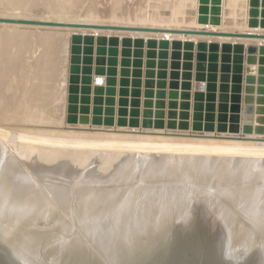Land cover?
<instances>
[{
    "label": "rangeland",
    "instance_id": "obj_1",
    "mask_svg": "<svg viewBox=\"0 0 264 264\" xmlns=\"http://www.w3.org/2000/svg\"><path fill=\"white\" fill-rule=\"evenodd\" d=\"M9 15L22 16V17L27 18V19H30V18L33 19L34 18L35 20L40 19V20L57 21V22H64V23H93V24H107V25L148 26V27H158V28L162 27V28L201 29V30L202 29H208L211 31L253 32V33H263L264 34V0H0V17H5V16L9 17ZM78 31H80V32H78ZM76 33H80L81 35H94L95 41L93 43L81 42L80 44H75L73 42V37ZM134 34L135 33H132V34H126V33H121V32L120 33L119 32L112 33V32H107V31H95V30H75V29L70 30L69 28H64V27L59 28V27L35 26L33 28V26H31V28H30V26H21V25L20 26L19 25H11V26H1L0 25V127H1L0 128V143L3 142L2 144L4 145V143H5L4 141L7 138V135H8V137H9V135H11L10 137H13L10 139L7 138L8 141L6 140L7 144L5 143V146H6L5 148H7L8 153L12 156L13 160H15L14 163L16 164L17 169L20 172L22 171V174L29 176L31 181H32V184L33 183L36 185L38 184L42 188H44V185H46L47 188H49L52 185H53V187L57 186L56 188H58V186H59V187H61V189L63 191L60 188H58L59 191H57V190L54 191L56 188L55 187H54L55 189L53 187L52 188H53V191L56 193V195L58 194V196L60 195L61 197H62V195L64 196V194L68 191L67 189H69V190L73 189L72 191H75L74 188H77V186H78V188H77L78 190L80 187L81 188L82 187L88 188V186L91 190H92V187H93V189L95 187L96 190H98V189L101 190V188H103V190H104V188L107 189V187L108 188L109 187H115V186L118 187L120 185H121L120 187H122V186L124 187V184H123L124 182H122V181L125 180V178L127 176L126 173H128L130 170H132L131 168L134 167V165H135L133 159H134L135 153L137 152V149H135V150L133 149V147L136 148V146H135L136 144H135V141L132 139L133 138L132 136L148 135L147 133L141 134L139 132L142 130L145 131L144 130L145 128L142 127V125L135 126V127L134 126L131 127L129 125L119 126L117 124V122L114 125L113 124L112 125H106L104 123V121H105V115L104 114L99 115L103 120V122L101 124L88 123L86 125V124L78 123L76 125V124H70L67 121H68V118L71 114H74L77 116H80L83 114V113H81V108L76 113H72L69 110L70 106L72 105L70 102V99H69V96H70L69 91H70V86L72 85V82H71V78L73 75L72 67H73V65H75V63L72 61L73 57H80L81 58V60L77 64L79 69H81V72L79 74L80 75V82H79L80 86L83 85V82H82V79L84 77L83 69H85L87 66H91V68H92V73H91L92 82L90 84V86L92 87V91H91V95H90L91 96V103H90L91 112L88 113L87 115H89L91 119L94 116V113H93V109L95 106L93 104V100L95 97L94 87L96 86L95 80L98 77L95 73V70L99 66L97 64V58L98 57H106V58L110 57L109 52H107L106 54H101L98 52V50L101 47H105L107 50H109L111 47L109 45V43H106V44L98 43V37L105 36V37L109 38L111 36H117L120 39H122L123 37H126V36H132V37L138 36V37H142L144 39H148L149 37H155L157 39H159V38L161 39L162 37H164V38L169 37L170 40H172V38L173 39L174 38H182V39L185 38L183 36H171L168 34H155V35L152 34V36L150 35V33L149 34L142 33L139 35L138 34L134 35ZM188 39L194 41L195 43H198L199 41H207V42L213 41V42H218L220 44H222L224 42H231L234 45H236V44L238 45V44L242 43L245 47V50H243V52H240V53H239V51L229 52V54L232 57H244L243 62H242L243 70L241 71L242 80L240 82L242 85V90H240V91L235 90L237 87L236 85L238 84V81L233 82L232 79L227 82L231 86V88L229 89L230 91L219 90L220 89L219 86H220L222 81H221V77H218V82H217L218 88L213 91L214 92L213 95H215V99L212 100V98H209V100H208V91H206L207 81L205 80L204 82H202V81L198 82L195 79L192 80V82H193L192 92L203 91L204 95L206 94L204 100L201 99V101H200L201 103H203L202 109H200L203 117L201 120H199V119L196 120V123H199L200 124L199 127L202 128L201 132L204 133L203 136H199V137H204L205 140L206 139L207 140L208 139L209 140H211V139L218 140L219 138H221V140H225V139H227L228 136H230V137L233 136V137H238V138L243 136L242 138H240V141H242L243 143L256 142V143H260L262 145V147L264 148V130L262 133L255 132L256 125H260V127L262 126V128L264 129V120L262 123H259V122L256 123V117L258 115H260L257 112L258 111V108H257L258 107V100H257L258 94L257 93L254 94L256 96L255 97L256 101L253 103L254 111L252 113L253 117H254V121H253L254 131L244 134L243 130L241 129L243 126L242 121H240V127H241L240 130H238V131L231 130V119L234 117L235 114L236 115L242 114L241 112L238 113L237 111L231 109L232 103L235 102V99H236L235 96L238 94L240 95V97L242 98V101H240V104H242V106H243L245 104V102H244L245 97L248 94V93H246V90H245L246 89L245 86L247 85V83H246V74H247L246 73L247 72V70H246L247 69L246 58L248 57L247 46L250 44H256L258 46L264 45V40L228 39V38H223L220 40L219 38L213 39L211 37H204V36H189ZM75 45H77V46L80 45V48H81L80 52H74V46ZM86 47H91L92 52L86 53L85 52ZM118 48H119V55H118L119 63L117 66V68H118V76H117L118 77V85H117V88L119 91V88H120L119 79L121 77L120 72L122 69L121 60L123 57L122 56L123 46L121 44V40H120V45L118 46ZM143 49H144V56H143L144 57L143 58L144 59V65L142 67L143 76L141 78L143 81V85L140 87V89L142 90V95L140 96L142 103H143V100L145 99L144 91L146 88L144 85V81L146 79V77H145V71L147 70L146 53L148 51V47L144 46ZM156 50L159 51V49H156ZM171 51L172 50L170 49V56L169 57H171ZM194 53H195L194 57H196L198 51L195 49ZM205 53H206L207 57L211 56L213 53L217 57H223V55L226 54L227 51H224L223 47L220 46L218 48V50H214V51L206 50ZM256 56L259 57L260 54L257 53ZM84 57H92V59H93L92 63H86L84 61ZM131 59H134V56H132ZM168 61L171 62L170 58L168 59ZM105 67L107 68L108 65H105ZM130 69L133 70L134 69L133 66H130ZM170 70L171 69L168 68V71H170ZM195 72H196V70L194 69L193 70L194 75H195ZM221 72L222 71H220V74H221ZM233 72H235L237 74L236 71H233ZM106 77L107 76L103 77L105 87H107V85L105 84ZM233 85H235V86L233 87ZM224 93H226V94L228 93V95H227L229 97L228 100H220L222 94H224ZM78 95L80 97V100L75 105L82 107V105H83V103L81 102L82 93L79 92ZM210 96H212V95H210ZM104 97H105V95H104ZM232 97H233V99H232ZM119 98H120V96L117 94L116 95L117 101ZM129 98H132V97L130 96ZM193 101H195V99L192 98V102ZM221 103L228 104L229 108L227 110H220L219 105ZM209 104L212 105L211 110L208 107ZM214 106H215V108H214ZM104 107H105V105H104ZM116 108L118 109L119 106L116 105ZM141 109L142 110L144 109L143 106L141 107ZM221 114H222V117L224 116V118L226 117V119H222V121H221V119H220ZM207 115L212 116L213 121H211L209 118H206ZM115 118L117 121L118 116H116ZM142 119H143V117L141 115L140 116V122L141 123H142ZM209 122L214 123V129L211 131L206 130V124ZM222 122L227 124L226 130H224V129L219 130L218 129L219 123H222ZM2 130H3V133H2ZM151 130L158 131V132H152L151 134H150V132H148L150 136L153 135L156 138L154 141V137L152 136L153 137L152 141H154L152 143L153 147L156 146V148H157V146H159L161 144L163 147L162 148L159 147L160 149H158V148L156 149V148L152 147V151L149 152V155L147 157L152 158L151 160L155 159V161L162 159V161H164L166 163L167 157L163 156V155L165 153L167 154L169 152L168 151L169 147L167 148L166 151L162 152L163 154H161V152H160V153H158L160 155H158V154H155V152H157V151L159 152V150H161V149H162L161 151H163V149L168 146L167 145L168 141L166 142V138L171 137V135H176V132L181 133V130H176V132H174L175 130H167V129H163V130L151 129ZM197 131H199V130L193 131L194 134L200 133V131L199 132H197ZM183 132L184 131H182V134H183ZM187 132L185 131L184 134H187ZM5 133H6V135H5ZM154 133H157V134H154ZM34 134H35V138H33ZM130 134H131L132 138L128 137V135L130 136ZM167 134H169V135H167ZM189 134H190V132H189ZM2 135L5 137H3ZM30 135L32 137V138L29 137V138H31L30 140H29V138L26 137V139H28V141H26V139L23 138L24 136H30ZM75 135H79V136L81 135V137L75 136ZM122 135H123L124 139H122ZM125 135L127 137H125ZM19 136L21 137V140L25 139V140H23L24 144L19 139ZM38 136H40L43 140L39 139L40 137L38 138ZM46 136H48L47 137L49 139L48 142H47ZM90 136H92V137L94 136V137L92 138ZM157 136L159 137V139H157L158 138ZM225 136H227V137H225ZM14 137L17 139H15ZM52 137H53V139H52ZM59 137L62 140H64V138L65 139L67 138L66 143H63L64 141L62 142V140H60ZM104 137H108V139H107L108 141H106V138L104 140V142L106 141V143H104L103 141L101 142V140L100 141H98L96 139L94 140V138L103 140ZM3 138H5V139H3ZM58 138H59V140H58ZM11 139H13V140H11ZM18 139L21 142H19ZM33 139L35 141H36V139L37 140L39 139V140L36 141L37 142L36 143ZM109 139L110 140L112 139L113 142L112 141L109 142ZM131 139H132V141H134V144H135V145L133 144L132 149L130 147L131 143H130V145L127 144L130 142L129 140H131ZM68 140H70V143L72 145L70 143H68ZM72 140H74L75 142L79 141L78 144L79 143L82 144L81 145L82 148H80V147L77 148V146H79L80 144L76 145L77 143L75 144V142H73ZM88 140H91V141H88ZM158 140H160V142ZM221 140L217 141L218 146L217 145L214 146V144H216L215 142L212 143V145H210V146L208 145V146L211 149L212 148L217 149V147L219 148V146L221 145L219 143V141H221ZM10 141L12 143H10ZM24 141H26V143ZM42 141H43V143H41ZM57 141H60V142H58L57 144H54ZM156 141H158L157 142L158 145H154V144H156ZM8 142L10 143V145L15 143V142L16 143L13 144L11 147ZM83 142H84V144H83ZM18 143H21L20 146ZM39 143H41L42 146L45 143H48V145L49 144L50 145H49V148L46 145H45L46 147H42ZM52 143H53V150L55 148V151L52 150L51 155L49 156L47 151H49V154H50L51 150H47V149L52 148L51 147ZM61 143L65 144L64 148H63V145ZM73 143L76 145V147L73 145ZM85 143H88L90 145L86 146ZM121 143H123V144H121ZM16 144H17V146H19V148L16 146ZM22 144L24 147L26 146L25 151H23L24 150L23 146L21 149ZM27 144L29 146H27ZM58 144L59 145L61 144L62 145L61 149L63 148L64 150H66L65 147L67 148L68 145H69L68 148L72 149V151H73V147H74V149L77 150L76 152L73 151L74 154L77 152H78V154L81 153V149L84 148L83 147L84 145L87 148L88 147L93 148V149L96 148V151L95 150L93 151L92 149H89V148L88 149L85 148L84 151L88 150L91 152V153H89L87 151L89 153V154H86V156L89 155L88 159H87V157L85 156V153H87V152H84L82 150L83 151L82 152L83 153V156H82V162L83 163L82 162L79 163V161H81V158L76 159V158H78V156L74 157V155H73L74 160H73V158L72 159L69 158V157H71V154H72L71 153L72 151L70 152V150L67 151L68 152L67 155L65 153H63V149L60 151V154H58L59 151L57 149L60 148V146ZM126 144L130 148H127ZM163 144H165L166 147H164ZM207 144H210V143H207ZM120 145H124V146L121 147ZM55 146L58 148L56 149ZM34 147L37 148V150H36L37 152L33 151L34 149H36ZM203 147L202 148L200 147L198 149L199 151L201 150L200 152H202V154H201L202 159L199 160L200 157H198V156H196L198 159H196V157H194L193 159H195L197 161V164L202 162V163H200L202 165L205 162V159L208 158V160L210 162L206 161V163L203 164L204 166L200 165V167H201L200 170H210L211 169L210 167H212L211 164H212L213 160H214V162H216L215 159L218 156H216V157L214 156L212 158H215V159H211L210 157L213 155H210V154H209L210 156L207 155L208 154L207 151L210 152L211 149L209 147H207V145H206V149H204L205 147L204 148ZM13 148L18 149V150L15 149L18 152H16ZM207 148H209L210 150H208ZM111 149L115 150V152L114 151L113 152L117 155L121 154L120 153V151H121L123 154V157H125V158H123L122 155H121V157H119L120 156L119 155L118 157L120 159H118L116 157L117 155H115L114 153L111 154L112 153ZM155 149H156V151H155ZM202 149H204V151ZM45 150H47V151H45ZM116 150L119 153H116ZM198 150L195 149L196 152ZM109 151L111 153H109ZM217 151L215 150L214 153H216ZM13 152H16V153H13ZM22 152H25L26 154H24ZM29 152H33L34 156H36V155L41 156L42 155L41 153H43V155H44L43 157H45V155L51 157L52 155H54L53 152L54 153L58 152L54 156H56V155L60 156V155L64 154L67 157L62 155L63 157H65V159L63 157H57V156L54 159H57V158L62 159L63 158L62 161L67 162V163H68V160H70V159L73 163L75 162V160H77V162H75V163H77L79 165L74 163V166H73V163H72L71 164L72 167H70V163H71L70 161H69L70 163H68V164L65 163V165H66L65 166V165L60 164L61 160L59 161V159H57V162H55V160H52V162L55 164V165L53 164V166L49 165V167H52L51 168L53 170V172H52L51 170L49 171L50 168L46 167V166H48L47 164H49L51 162V159H53V156L51 159L49 157H48L49 158L48 159L47 157H45V158L41 157L40 158V157L36 156L34 158L39 159V162L37 161L38 159L36 160L38 162V165L41 164L40 162H42V159H44L42 163H44V161L46 162V160H45L46 158L48 161V162H46L47 164H45V163L41 164V166H39V167L37 166L38 169H36L37 168L35 166V165H37L36 161L33 159H30L31 157L33 158V155H32V153H29ZM69 152L71 153L70 156H69ZM124 152H126L125 153L126 155L124 154ZM152 152H154V153L152 154ZM193 152L194 151H191V153H192L191 155L194 156V154L196 152H194V154H193ZM200 152L199 153L197 152L196 155H198V154L200 155ZM203 152H206V155H204L205 153H203ZM38 153H40V154H38ZM107 153H109V154H107ZM127 153L128 154L130 153L131 155H128ZM27 154H28V156H27ZM78 154H76V155H78ZM110 155L112 156V158H114V156L116 158L112 159ZM132 155H133V157H132ZM79 156L81 157V155H79ZM207 156H209V157H207ZM83 157L85 160L87 159L85 162L83 160ZM67 158H69V159L67 160ZM20 159H22V160H20ZM31 160H33L32 163H31ZM195 160L193 161L194 163H195ZM211 160H212V162H211ZM23 161H25L26 163ZM148 161H149V159H148ZM121 162H123V163H121ZM214 162H213V164H214ZM27 163H31L30 164L31 166H33L32 164L35 163L34 166L36 168H34V166L32 168H31V166H29L30 169L28 170L27 165H29V164H27ZM56 163H58L60 165L57 166L58 164H56ZM165 163H164V165H165ZM130 164H132V165H130ZM162 164H163V162H162ZM206 164H208L207 167H205ZM76 165H77V167H76ZM25 166H27V168ZM60 166H63V168H60ZM64 166H65V168H64ZM67 166H69L72 169H70ZM73 167H75L76 169L75 168L73 169ZM114 167H115V169L113 170ZM33 168H34V171H33ZM97 168H99V169H97ZM103 168L105 169V171ZM111 168H112V170H111ZM158 168L159 169L162 168V165L161 164L158 165ZM41 169H43V170H41ZM46 169H48V171ZM65 169H66V171H65ZM69 169H70V171H68ZM159 169H157V170L159 171ZM109 170H110V172H109ZM56 171H57V173H56ZM80 171H84V172H80ZM106 171H107V173H106ZM49 172H51V173H49ZM54 172L56 174H54ZM76 172H77V174H76ZM104 172L106 173V175ZM112 172H114V173H112ZM38 174H41V175L38 176ZM53 175H54V177H53ZM98 175H99L100 179L96 178ZM181 175H182L181 176L182 180H185L186 175H183V174H181ZM46 176H47V178H46ZM76 176H78V178L75 181ZM65 177H67V178H65ZM106 177H107V179H106ZM48 178H50V179H48ZM161 178H163V177H161ZM153 179H154V181H153ZM156 180L160 181V178H158L156 176V178H152L151 181L155 182ZM73 181H74V184H73ZM164 181H166V179H164ZM164 181L162 179V183ZM63 182H65V183H63ZM75 182H77L79 184H77V186H75L76 185ZM85 182H92L93 184L94 183L95 184L92 186V183L86 184ZM167 182L168 181H166V183ZM187 182H192V181H191V179H189ZM84 183H85V185H84ZM63 184H65V186L67 188L66 187L63 188V186H62ZM80 184H82V185L79 187ZM69 185H71V188L70 187L68 188ZM97 185H99V187ZM100 185H101V187H100ZM96 186L98 188H96ZM102 186H105V187H102ZM77 189H76V191H77ZM81 190H83V189H81ZM81 190H79V191H81ZM84 190L81 191L82 194H83ZM87 190L88 189H86L85 191H87ZM89 190H88L89 193L94 192V190H93V192L91 190H90L91 191L90 192ZM60 191L65 192V193L61 194ZM84 193L85 194H83V196L84 195L86 196L87 193L86 192H84ZM70 194H71V191H70ZM73 194H71L70 197L75 198L77 194H74V196H72ZM143 194H141L139 196L138 201H141L143 198L145 199L146 195L144 196ZM56 195L54 194V200H55V198L58 199L57 198L58 196L56 197ZM78 195H77L78 196L77 200H79L81 197L80 194H78ZM74 200H76V198ZM27 217L28 216H26L25 219ZM29 218L34 220L32 223L35 227H37V229H39L38 227H40V228L51 227V228L47 229L46 231L44 230V233L41 232V234L42 235L55 236V238H56L55 240L58 239L59 242H63L64 241L63 239L67 240L69 237L71 238V236L75 235V234H72V231L70 233V231L67 227H65V226L63 227V226L58 225L57 219H52V220L46 219V218L43 219L42 217L32 218L29 216L25 221H27ZM69 222L71 223V226H73L74 229H76L78 232H80L81 235L83 236L84 239L82 238L83 239L82 240L81 238H79V239H81L79 241L86 242V240H87L86 234L88 236H90L91 238H97L98 237L97 235H93V236L89 235L90 234L89 230H86V231L84 230L85 234L83 232H81L79 226L76 225V223H78V222H76L75 220H69ZM26 227H27V224H26ZM87 228L88 227H86L84 229H87ZM203 235L205 236V238H210V236H211V234H209L208 232L203 233ZM86 243L91 244V242H86ZM243 249H244V247H241L240 249H238L237 254L240 253L239 255H241L242 254L241 252L244 251ZM233 252H235V251H233ZM239 255H237V256H239Z\"/></svg>",
    "mask_w": 264,
    "mask_h": 264
},
{
    "label": "water",
    "instance_id": "obj_2",
    "mask_svg": "<svg viewBox=\"0 0 264 264\" xmlns=\"http://www.w3.org/2000/svg\"><path fill=\"white\" fill-rule=\"evenodd\" d=\"M0 24L21 25V26H41V27H64L75 30H95V31H107L112 33H126V34H169L171 36H183L182 38L162 37L157 39L155 37H149L144 39L142 37L126 36L120 39L117 36L98 37V43H109L111 46L109 50L105 47L99 48L98 52L106 54L109 52L110 57H98L97 64L99 65L95 70L98 76L95 80L96 86L94 87L95 97L93 100L94 116L90 118L88 113L91 112V91L90 86L92 79L91 66H87L83 69L84 77L82 79L83 85H79L81 69L77 66L81 60L80 57H73L72 61L75 63L72 67V85L70 86V112L76 113L81 108L80 116L71 114L68 118L70 124H101L103 122L99 115H105L104 123L106 125H114L116 122L119 126H139L142 125L145 131H139L140 133L158 132L151 129H167V130H181L190 132L189 136H203L201 132L202 128L199 127V123L196 120H201L203 115L200 111L202 109L201 99L204 100L205 95L203 91L192 92V80L204 82L207 81L208 100L215 99L213 91L218 88V77H221L220 89L221 91H230L231 86L227 83L229 80L233 82L238 81L236 85L237 91L242 90L241 71L243 70L242 62L244 57H232L229 52L245 50L244 45L231 42H224L222 44L218 42L199 41L195 43L189 40V36H204L213 38H228V39H247V40H264L263 33L253 32H227V31H211L208 29H178V28H162V27H148V26H126V25H107V24H93V23H64L57 21L47 20H35L26 18H8L0 17ZM80 32V31H78ZM121 44L122 49V69L119 79V91L118 85V63H119V48ZM95 41L94 35H81L76 33L73 37L75 44L81 42L93 43ZM148 47L146 53V66L145 71V99L143 103L140 99L142 90L140 87L143 85L142 67L144 65V49ZM222 46L224 51H227L223 57H217L214 53L207 57L206 50H218ZM156 49H159L157 51ZM170 49L171 57L170 56ZM195 49L198 51L196 57ZM248 57L247 61V74L245 90L247 96L245 97V104L242 106L240 101L242 98L240 95H236L235 102L232 103L231 109L241 112L242 114H235L231 119V130H240V121H242V130L245 133L254 131V117L253 103L256 101L255 93L258 94V115L256 117V123H262L264 118V45L250 44L247 46ZM80 45L74 46V52H80ZM86 53L92 52L91 47L85 48ZM260 56L257 57L256 54ZM238 55V54H237ZM134 56V59H131ZM158 58V59H157ZM170 58L171 62L168 61ZM92 57H84L86 63H92ZM220 62V63H219ZM105 65H108L106 68ZM133 66V70L130 69ZM168 68L171 70L168 71ZM196 70L195 75L193 70ZM220 71L221 74H220ZM233 71H236L237 74ZM104 76L105 79L104 86ZM132 77V78H131ZM235 85H233L234 87ZM82 93L81 102L82 107H79L77 102L80 100L78 93ZM120 98L116 99V95ZM225 94V95H224ZM222 94L220 100H228V93ZM105 95V97H104ZM212 95V96H210ZM132 98H129V97ZM192 98L195 101L192 102ZM233 99V97H232ZM105 105V107H104ZM116 105L119 108H116ZM143 106V110L141 107ZM211 110L212 105L208 106ZM215 108V106H214ZM228 104L221 103L219 105L220 110H227ZM155 109V110H154ZM142 115V123L140 122V116ZM116 116H118L116 121ZM213 121L212 116L207 115ZM220 119H226L222 114ZM242 119V120H241ZM195 120V121H194ZM194 121V122H193ZM198 124V125H197ZM195 125V126H194ZM197 126V127H196ZM227 124L219 123V130H226ZM214 123L209 122L206 124V130H213ZM149 130V131H148ZM199 130L200 133L194 134L193 131ZM262 126L256 125L255 132L262 133ZM197 131V132H199ZM157 134V133H154ZM179 134V133H176ZM169 135V134H167ZM243 136L239 137L242 138ZM154 196V195H153ZM202 196V195H200ZM199 197V196H197ZM194 200H200L199 198ZM190 214L183 217H176L171 220V225L167 232L163 234L161 240L160 234L156 235L157 238L153 241L156 246L153 248L155 252L143 253L137 255L131 264H264V249L262 248V241H257L256 244H252L250 250L242 251L241 255L236 256L233 253V246L231 244L230 236L228 235V227L231 222L224 220L209 209H201L200 202H192L188 205ZM175 212V211H174ZM34 220L29 218L25 221L29 230H38L44 233V230L51 227L37 229L33 225ZM79 227L81 225L76 223ZM87 227V226H86ZM74 228V227H73ZM20 229V227H19ZM43 229V230H42ZM89 229V228H88ZM88 229H84L85 231ZM18 230V225H13L10 228H0V264H82L85 258V252H89L92 257L91 264H119L116 258L117 253H109L101 250L96 244V239L91 238L86 234V242H91L87 246L82 245L84 248L81 251H76L74 242H78L83 238L80 232L76 229L72 233H77L72 238H68L63 242H59L58 239L49 245L45 241V237L41 234L39 238L45 243L37 250L38 239L28 237L25 243L18 244L14 240V234ZM81 232L85 234L83 229ZM208 232L211 234L210 238H205L203 233ZM75 237V238H74ZM159 237V238H158ZM81 238V239H79ZM84 239V238H83ZM82 239V240H83ZM74 240V241H72ZM73 242V244H71ZM127 242V241H125ZM151 242L148 241V244ZM258 243V244H257ZM146 244V243H145ZM31 245V246H29ZM19 246L29 247L36 251L35 255L31 254L28 250H19ZM48 249H43V247ZM36 247V248H35ZM142 251L144 245L141 246ZM153 251V250H151ZM150 251V252H151ZM61 254V255H59ZM149 255V257H146ZM85 264V263H83ZM122 264V262H121ZM126 264V263H124Z\"/></svg>",
    "mask_w": 264,
    "mask_h": 264
},
{
    "label": "bare ground",
    "instance_id": "obj_3",
    "mask_svg": "<svg viewBox=\"0 0 264 264\" xmlns=\"http://www.w3.org/2000/svg\"><path fill=\"white\" fill-rule=\"evenodd\" d=\"M9 17L10 18H21L22 16L9 15ZM22 18H24V17H22ZM30 19H32V18H30ZM0 25L1 26H11L10 24H0ZM34 27L35 26H33V28ZM30 28H31V26H30ZM70 30H72V29H70ZM150 35L152 36V34H150ZM211 38H213V37H211ZM219 39L221 40L223 38H219ZM174 132H176V130ZM184 132L182 134V131H181V133H179V134L171 135V137L166 138V142L168 141V144H167L168 146L166 147V145L163 144L164 147H166V148H164L163 151H161L162 150L161 149V150H159V152L158 151L155 152V154H158L160 152H161V154H163L162 152L166 151L167 148L169 147L168 148L169 152L167 151L168 153L167 154L165 153L166 155L165 154L163 155V156L167 157L166 163L164 161H162V159L155 161V159L151 160L152 158L147 157L149 155V152L152 151V147H153L152 143L156 139L155 136L152 135L154 137V141H152L153 137L150 136L149 133H148V135H135V136H132L133 138L131 137V134H130V136L128 135L129 138H132L135 141L136 145L134 144V141H132V139L129 140L130 142L127 144L130 145V143H131V145H132V146L130 145L131 149H132L133 144H134L136 146V148L133 147V149L134 150L137 149V152L135 153V155L133 154L134 155L133 160L135 163V165L133 164L134 167L131 166L132 170H130L128 173H126L127 176H126L125 180L122 181V182H124L123 183L124 187L123 186L120 187L121 186L120 185L118 187L115 186V187H109L108 188L106 186L108 190L105 188H104V190H103V188H101V190L100 189L96 190L95 187H94V189H95L94 190L92 187V190H91L89 188V186H88V188L84 186L86 189H88V190L90 189L92 192L94 190V192H95V193L94 192L89 193L88 190L85 191L86 190L85 188H83V187L81 188L80 186L82 184H80L79 187L83 190L85 189L84 192L87 193L86 196L85 195L83 196V194H85V193L83 192V194H82L81 191H83V190H81L79 188V190H81V191H79L77 189L78 188L77 184H79V183L75 182L76 183L75 186H77V188H74L75 191H72L73 189L72 190L67 189L69 192L66 190L67 191L66 193L60 191L61 194L65 193L64 196L62 195V197L60 195L58 196V194L56 195V193L54 192L56 190L59 191L58 188L61 189V187L58 186V188H56L57 186L56 187L54 186L56 188L55 189L53 187V185L50 186L49 188H47L46 185H44V188L40 187L38 184L36 185L33 183L34 184L33 185L30 177L25 175V174H22V171L20 172L17 169V166L14 163L15 160H13L12 156L8 153L7 148H5L6 147L5 143L7 144L6 140L8 141L7 138H9V139L13 138V137H10L11 135H9V137L7 135L6 139L3 138V139H5L4 145L2 144L3 143L2 141H1L2 143H0V228L1 229H3L4 227L10 228L13 225L14 226L18 225V230L13 235L14 240L17 241L18 244H22V243H25V240L26 241L28 240L29 236L33 237V239H35V240L38 239V241H39L37 246H36L37 248L35 247L37 250H39V249H41L40 247L42 246V244L45 243L44 241L41 240V238H39V235H41V232L38 230H34V231L29 230L26 227V225L25 226L21 225V224L25 223V220L29 216L32 218L42 217L43 219H45V218L51 219V220L57 219L58 225L63 226V227L64 226L67 227L69 229L70 233H71V231L74 230V228H73V226H71V223L69 222V220H75L76 222H78L81 225V227H79L80 229L84 230V228H86V226H87L89 228V229L88 228L87 229L90 231L89 232L90 234L88 233L89 235H92V236L97 235L98 236L97 238H94V239H96V244L99 243L98 247L101 250L109 252V253L119 252V253H117L119 255H116L118 263L121 264V262H122V264H124V263L131 264V262H133V260L130 258H134L137 255L138 256L142 255L143 253L148 254V253L155 252L156 248L155 249H153V248L156 246V244H154L153 241L157 238L156 235L160 234V238L159 237L158 238L161 240L163 234L166 233L168 228L170 227V225H171L170 223H171L172 219H175L176 217L177 218L183 217V214L188 216L191 212L190 209H188V205L193 200V202H195V201L200 202L202 209L203 208L204 209L206 208L208 210L210 209L213 213L215 211L216 216H218L224 220L226 219V220H228V222H231L229 224V227H228V235L230 236V239H231V244L233 246L232 249H233V251H235L233 253H235L236 256L240 254V253L237 254L238 249H240L241 247H244L243 250L248 251V250H250L251 245L256 244V242L258 240L262 241L261 246L264 249V148L262 147V145L260 143H256V142L243 143L242 141H240V138H238V137H233V136L227 137V136H225V137H227V139H225V140H221V138L218 139V140H221V141H219V143L221 145L218 148L217 147L218 146L217 145L218 140H214V139H211V140L206 139L205 140L204 137L192 136V135L189 136L190 135L189 132L186 131L187 134H184ZM2 133H3V130H2ZM6 133H5V135H6ZM151 133L152 132H150V134ZM33 136H34L33 138H35V134ZM75 136H79V135H75ZM3 137H5V136H3ZM26 137L29 138V137H31V135L30 136H24L23 138L26 139ZM39 137L40 136H38V138ZM47 137L48 136H46V138ZM53 137H52V139H53ZM79 137H81V135ZM90 137H92V136H90ZM125 137H127V136L125 135ZM31 138H29V140ZM59 138H58V140H59ZM105 138H106V141H108L107 140L108 137H104L103 140L94 138V140L96 139L98 141L101 140V142L102 141L104 142ZM15 139H17V138H15ZM19 139L21 140L20 136H19ZM25 139H23V140H25ZM39 139L43 140L41 137ZM122 139H124L123 135H122ZM157 139H159V137ZM11 140H13V139H11ZM20 140H19V142L22 141V143H23V140H21V141ZM38 140L36 139V141H38ZM60 140H62V139L60 138ZM160 140H158V141L160 142ZM26 141H28V139H26ZM26 141H24V142L26 143ZM48 141H49V139L47 138V142ZM66 141H67V138L66 139L64 138V140H62L63 143H66ZM72 141L75 142L74 140H72ZM88 141H91V140H88ZM106 141L104 143H106ZM110 141L113 142L112 139L111 140L109 139V142ZM158 141H156V144H154V145H158L157 144ZM58 142H60V141H57L54 144H57ZM78 142H75V144L77 143L76 145H79L80 143L78 144ZM214 142L216 143V144H214V146L217 145L216 146L217 149H215V148L211 149L209 147ZM10 143H12V142L10 141ZM10 143H9V145H10ZM15 143H13V144H15ZM41 143H43V141ZM41 143H39V144L42 146ZM63 143H61V144L63 145V148H64L65 144H63ZM68 143H70V140H68ZM123 143H121V144H123ZM207 143H210V144H207ZM13 144H11L10 146L12 147ZM18 144L20 146L21 143H18ZM23 144L21 145V149H22ZM61 144L60 145L58 144L60 146V148L56 147L57 145L55 146L56 149L58 148L57 150L59 151V153L56 152L58 154H60V151L63 149V148L61 149V146H62ZM75 144L73 143V145L76 147ZM83 144H84V142H83ZM85 144H86V146L90 145L88 143H85ZM205 144L212 151L213 150L217 151L219 149L216 153H214V151L212 152L209 148H207L212 153L211 154L209 151H207L208 152L207 155H209V154L213 155L210 157L211 159H215L212 157L218 156L215 159L216 162H214V160H213L214 164L211 160L213 165L211 164L212 167H210L211 168L210 170H200V168H201L200 163H202V162H200V163L198 162L199 164H197V161L195 159H193L196 156L200 157L199 160L202 159L201 158L202 152H200L201 150L199 151L198 149L200 147L202 148ZM45 145L48 146V148H49L50 144L48 145V143H45L42 147H46ZM51 145H52L51 146L52 148L47 149V150H51L50 154H49V151L45 150L48 152L49 156L51 155V152L53 150V143ZM81 145L82 144L77 146V148H79V147L82 148ZM206 145L204 146L205 148L203 147L204 149H206ZM16 146H17V144H16ZM19 146H17V147L19 148ZM27 146H29V145L27 144ZM86 146L85 145L83 146L84 148L81 149V153L78 154V152H77L74 154L73 151L76 152L77 150L74 149V147H73V151H72V149L68 148L69 147V145H68L67 148L65 147L66 150L63 149V153H65L67 155L68 150H70V152L72 151L71 152L72 154L69 152V156L71 154V157H69V158L72 159L73 155H74V157L78 156V158H76V159L81 158V161H79V163H80V162H82V156H83L82 152L85 150V148H87ZM120 146L123 147L124 145H120ZM25 147H24L23 151L26 150ZM36 147H34V148H36ZM130 147L127 145V148H130ZM159 147L162 148L163 147L162 144L157 146L158 149H160ZM88 148L92 149L93 151L94 150L96 151V148L95 149L90 148V147H88ZM153 148H156V146ZM156 149H155V151H156ZM195 149L198 150L197 151L198 153L200 152V155L199 154L196 155L197 152L195 151ZM204 149H202V150L204 151ZM16 150H18V149H16ZM36 150H37V148L34 149L33 151H36ZM111 150H112V153L110 151H109V153L113 154L115 152V150H113V149H111ZM53 151H55V148ZM87 151H84V152H87ZM191 151L196 152L195 154L193 152L194 156L191 155L192 154ZM16 152H18V151H16ZM16 152H13V153H16ZM88 152L91 153L90 151H88ZM88 152L85 153V156H86V154H89ZM22 153L26 154L25 152H22ZM29 153H32V155H33V152H29ZM56 153L53 152L54 155ZM109 153H107V154H109ZM116 153H119V152L116 150ZM120 153L121 154H118V155L114 153L115 155H117L116 157L118 159H120L119 157H121V155L123 157V154L121 151H120ZM125 153L126 152H124V154ZM153 153L154 152H152V154ZM203 153H205L204 155H206V152H203ZM28 154H27V156H28ZM38 154H40V153H38ZM41 154H42L41 156L40 155H36V156L41 158L44 156L43 153H41ZM76 154H78V155H76ZM54 155H52L53 159H51L52 156L49 157V156L45 155V157H47V158L49 157L51 159V162H52V160H55V162H57V159H59V158H57V159H54V158H56V156L57 157H63L62 155H64V154H62L60 156L59 155L54 156ZM79 155H81V157ZM128 155H131V154L129 153ZM133 155H132V157H133ZM158 155H160V154H158ZM36 156L33 155V158L30 156L31 157L30 159H33L36 161L38 159V158L37 159L34 158ZM88 156H86L87 159H88ZM209 156H207V157H209ZM45 157H43V158H45ZM65 157H67V156H65ZM65 157H63V158L65 159ZM116 157L114 156V158H116ZM47 158L45 159L46 162H48ZM69 158H67V160ZM111 158H112V156H111ZM114 158H112V159H114ZM123 158H125V157H123ZM62 159H59V161L61 160L60 164L65 165V163H67V162L62 161ZM71 159L68 160V163L71 162L70 167H72L71 164L73 163L71 161ZM148 159H149V161H148ZM196 159H198V158L196 157ZM206 159H205V162L203 164H205L206 161L207 162L209 161L208 158H206ZM20 160H22V159H20ZM33 160H31V163L33 162ZM43 160L44 159H42V162H43ZM73 160H74V158H73ZM83 160H84V162L86 161L84 159V157H83ZM194 160H195V163L197 165L193 162ZM37 161L39 162V159ZM37 161H36L37 165H35L36 167L37 166L39 167V166H41V164H44V163L47 164L44 161V163L40 162L41 164L38 165ZM23 162H25V161H23ZM51 162L49 164H47L48 166H46V167H49V165L53 166L54 163L53 162L51 163ZM75 162H77V160H75ZM162 162H163V164H162ZM31 163H27V164H29V165H27L28 170L30 169L29 166H31L30 165ZM74 163H73V166H74ZM121 163H123V162H121ZM164 163H165V165H164ZM34 164H32V165L34 166ZM56 164H58V163H56ZM60 164H58L57 166H59ZM75 164H77V163H75ZM160 164L162 165V168L159 169L158 165H160ZM203 164L201 166H204ZM77 165H79V164H77ZM77 165H76V167H77ZM130 165H132V164H130ZM207 165L208 164H206L205 167H207ZM27 166H25V167L27 168ZM33 166H31V168ZM35 166H34V168H36ZM65 166H64V168H65ZM38 167L36 169H38ZM67 167H69V166H67ZM115 167L113 168V170L115 169ZM34 168H33V171H34ZM49 168H50L49 171L51 170L53 172V170L51 169L52 167H49ZM60 168H63V166H60ZM74 168L75 167H73V169ZM70 169H72V168H70ZM70 169L68 171H70ZM97 169H99V168H97ZM157 169H159V171ZM41 170H43V169H41ZM46 170L48 171V169H46ZM111 170H112V168H111ZM65 171H66V169H65ZM104 171H105V169H104ZM80 172H84V171H80ZM109 172H110V170H109ZM49 173H51V172H49ZM56 173H57V171H56ZM56 173L54 172V174H56ZM106 173H107V171H106ZM106 173H105V175H106ZM112 173H114V172H112ZM76 174H77V172H76ZM181 174L186 175L185 180H182ZM39 175H41V174H38V176ZM156 176L158 178H160V181L156 180L155 182H153L154 179H153V181H151L152 178H156ZM53 177H54V175H53ZM161 177H163V178H161ZM46 178H47V176H46ZM65 178H67V177H65ZM77 178H78V176H76V179L74 178L75 181L77 180ZM96 178H99V175ZM48 179H50V178H48ZM106 179H107V177H106ZM162 179H163V181H164V179H166V181H168V182L166 183V181H164L162 183ZM189 179H191L192 182H187ZM63 183H65V182H63ZM85 183L87 184V183H92V182H85ZM85 183H84V185H85ZM73 184H74V181H73ZM94 184L92 183V186ZM62 186H63V188L66 187L65 184H63ZM97 186L99 187V185H97ZM97 186H96V188H98ZM52 187L55 189L54 191H53ZM69 187L71 188V185H69L68 188ZM100 187H101V185H100ZM102 187H105V186H102ZM76 189H77V191H76ZM70 191H71V194H73V193L77 194V195L80 194L81 195L80 199L77 200L79 195L78 196L76 195V197H75L77 201L74 200L75 199L74 197H70V195H71ZM53 193L56 195V197L58 196L57 197L58 199L55 198V200H54V194ZM74 194L72 196H74ZM141 194H143L144 196L146 195L145 199L143 198L141 201H138L139 196ZM153 194H154V196H153ZM200 195H202V196H200ZM197 196H199V197H197ZM194 197L195 198L197 197L200 200H194L195 199ZM26 216H28V217L25 219ZM19 227H20V229H19ZM72 234H77V233H72ZM43 236L45 237L44 239H45V241H47V243H49V245H52V243H54V241L56 239L55 236H50V235H43ZM63 240L65 241L66 239H63ZM150 240H151V242L148 244V247L146 248L147 243ZM72 241H74V240H72ZM125 241H127V242H125ZM71 244H73V242ZM87 244L88 243H86V242H81V241L77 242L76 241V242H74V245H72V246H74L76 251L83 252V250H80V249L84 248L82 245L87 246ZM142 245H144L143 251L141 249ZM29 246H31V245H29ZM18 249L19 250H25L26 249L33 255H35L37 253L36 251L30 249L29 247H25V246H19ZM43 249L50 250V248H48L47 246L43 247ZM151 250H153V251H151ZM59 255H61V254H59ZM91 257H92V255L89 252H85L86 260H83L82 264L83 263L91 264L90 263ZM146 257H149V255H147Z\"/></svg>",
    "mask_w": 264,
    "mask_h": 264
}]
</instances>
